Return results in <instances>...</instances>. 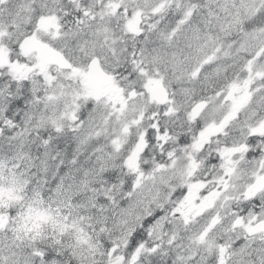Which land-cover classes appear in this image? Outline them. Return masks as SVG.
I'll use <instances>...</instances> for the list:
<instances>
[{"label": "snow or ice", "instance_id": "1", "mask_svg": "<svg viewBox=\"0 0 264 264\" xmlns=\"http://www.w3.org/2000/svg\"><path fill=\"white\" fill-rule=\"evenodd\" d=\"M73 132L97 166L74 175L61 159L49 182L38 145L63 147ZM177 135L180 186L142 214L120 208L113 230L117 198L92 177L114 179L106 165L122 146L132 188L150 146L170 163L156 156L148 178L175 171ZM213 138L207 164L222 160V174L198 177L191 153ZM65 258L264 264V0H0V264Z\"/></svg>", "mask_w": 264, "mask_h": 264}, {"label": "clouds", "instance_id": "2", "mask_svg": "<svg viewBox=\"0 0 264 264\" xmlns=\"http://www.w3.org/2000/svg\"><path fill=\"white\" fill-rule=\"evenodd\" d=\"M221 113H216L217 118H219ZM23 119V118H22ZM41 131H47V129H41ZM233 131H239L238 128L233 129ZM182 134V132L180 133ZM38 134H33L32 141L29 142V150H31V143L35 141ZM63 135L67 136L65 131ZM176 135V133H174ZM131 133L129 134V138ZM59 138V136L55 137ZM235 139V137H233ZM224 138H220V145H223ZM231 143V140L229 141ZM103 149V153L107 155L111 149L109 135L103 136L99 140V145ZM217 139L213 138L208 146L204 149V155L201 156L199 152H192V156L196 159L199 164L197 170L198 177L207 178L209 175H220L221 171V161H218L216 166H209L207 160L210 156L215 153L217 147ZM39 151L43 154L45 151L48 152V165L49 171L46 175L49 179V182L52 179H56L57 176L54 175L56 170V165L62 159L64 161L65 171H71L74 175L83 168L85 164L89 168H95L98 163V158L100 153L97 152L91 144H81L78 140V133L73 132L71 137L65 141L63 147L58 144H50L48 146H39ZM126 149L122 146L119 153H113L111 162L106 165V170L115 173V177L111 181H107L106 178L101 180L98 177H92L96 180L102 188L107 187L113 189L112 194L117 198V205L115 209L109 210V226L115 230L119 231L118 222L121 220L120 208L132 207L134 213L142 214L146 208L154 207L153 200L157 195L164 196L169 191V185H174L176 187L180 186V182L177 179V176L181 169H184L188 161L186 159V153L178 144V135L177 142L170 146L168 150L174 152V159L176 161V170L173 171L171 167H167L164 170L158 171L155 173V179L148 178L149 174L152 173L153 168L155 167L156 156H163L164 159L159 161L160 163L169 164L170 161L166 156V151L161 153L159 148L155 145L149 147V152L151 153L150 157H141V165L147 163L148 168H143L142 171L145 173V179L142 180L141 184L136 188L131 187V183L135 181L136 177L134 174L130 173L126 168H124L121 157L124 154ZM69 152L72 155H69ZM55 157V159H53ZM76 159L77 163L73 164L72 160ZM45 190H47L45 188ZM131 193L130 196L125 195V193ZM120 201H125L121 204ZM217 210L221 211L223 220H227L228 216L226 210L214 209L213 213ZM131 219L130 217L128 218ZM65 264H68V258H65Z\"/></svg>", "mask_w": 264, "mask_h": 264}]
</instances>
